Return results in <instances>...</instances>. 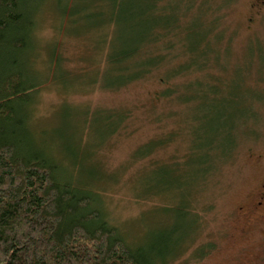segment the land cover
<instances>
[{
    "label": "rangeland",
    "instance_id": "374dc122",
    "mask_svg": "<svg viewBox=\"0 0 264 264\" xmlns=\"http://www.w3.org/2000/svg\"><path fill=\"white\" fill-rule=\"evenodd\" d=\"M131 1L139 0H119L114 9L112 0H33L30 78L42 82L30 106L35 146L53 154L61 176L90 191V206L103 210L128 241L194 237L170 264H264V209L254 208L264 184V2L164 0L168 23L174 11L187 13L180 23L190 56L204 43L208 60L166 78L188 57L174 50L141 79L106 88L110 72L100 64L103 52L96 54L103 45L98 30L113 25L107 49L127 40L135 26L125 20ZM188 80L220 83V90L230 84L213 95L197 84L177 90ZM165 88L170 95L157 98ZM188 95L193 99L183 103ZM250 108L255 116L241 125ZM109 112L124 116L112 120ZM220 113L225 117L218 119ZM193 212L198 225L188 236ZM201 245L210 248L198 257Z\"/></svg>",
    "mask_w": 264,
    "mask_h": 264
},
{
    "label": "trees",
    "instance_id": "16d2710c",
    "mask_svg": "<svg viewBox=\"0 0 264 264\" xmlns=\"http://www.w3.org/2000/svg\"><path fill=\"white\" fill-rule=\"evenodd\" d=\"M118 1L112 0L114 9ZM163 1H131L127 8L130 17L127 16L125 20L129 18V25L135 26L129 28L125 36L127 40L115 42L111 49L106 48V40L108 29L113 25L98 30L103 45L96 54L103 52L100 64L110 72L111 83L106 88H118L141 79L174 50H180L179 54L188 57L182 64L170 69L171 73L166 74V78L173 74L188 73L192 68H201L208 60L209 54L205 51L204 43H199L200 39L194 50L195 58L186 49L185 25L180 23L187 16L186 11H174L170 25L169 19L165 17L169 7L160 6ZM32 2L33 0H0V264H170L194 238L190 235L197 229L196 213L193 212L195 220L187 233L190 237L182 239L180 243L177 238L169 242L166 234L163 235L166 239L160 238L158 234L139 245L128 241L107 219L103 210L90 206V191L78 185L75 179L71 180L70 176H61L62 167L53 154L35 146L34 130L30 125V106L34 103L33 93H37L42 82L30 78L32 67L36 63L32 34L36 29L37 12ZM70 14L72 12L68 11V16ZM117 21L119 20L116 19ZM141 23L143 24L139 25ZM189 29L190 26L187 30ZM178 37L182 50L177 46ZM55 54L54 46L52 58L55 62L52 58L51 61L57 64L60 57L55 59ZM140 56L149 58L150 62L146 64L139 61ZM198 62L201 65L196 66ZM61 68L68 72L62 65ZM192 84H197L198 89L206 87L210 95L220 90V83L216 85L219 88H212L208 82L200 80L194 83L188 80L178 85L177 90L182 93L184 86L189 88ZM229 84L228 81L220 91L225 93ZM170 93L165 88L157 98ZM195 94L193 96L196 97ZM193 96L188 95L182 102H190ZM225 98L235 100L236 95L226 93ZM116 115L120 121L124 116L120 112H109L112 120H117L114 118ZM254 116L255 111L250 108L248 116L241 118V125L252 121ZM224 117V114L218 115V119ZM116 128L115 125L114 131ZM228 128L230 127H225L226 134ZM157 142L147 143L155 145ZM210 145L211 143L207 147L210 148ZM172 245L175 249L170 250ZM209 248L201 245L196 249L195 255L202 257Z\"/></svg>",
    "mask_w": 264,
    "mask_h": 264
},
{
    "label": "flooded vegetation",
    "instance_id": "af4514ba",
    "mask_svg": "<svg viewBox=\"0 0 264 264\" xmlns=\"http://www.w3.org/2000/svg\"><path fill=\"white\" fill-rule=\"evenodd\" d=\"M258 4L264 2V0H257ZM264 184L262 185V190L257 194V202L254 204V208L264 209Z\"/></svg>",
    "mask_w": 264,
    "mask_h": 264
}]
</instances>
